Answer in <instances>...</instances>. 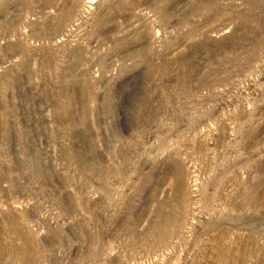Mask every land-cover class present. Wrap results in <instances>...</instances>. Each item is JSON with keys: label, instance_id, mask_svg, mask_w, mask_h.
Listing matches in <instances>:
<instances>
[{"label": "rangeland", "instance_id": "1", "mask_svg": "<svg viewBox=\"0 0 264 264\" xmlns=\"http://www.w3.org/2000/svg\"><path fill=\"white\" fill-rule=\"evenodd\" d=\"M0 264H264V0H0Z\"/></svg>", "mask_w": 264, "mask_h": 264}]
</instances>
